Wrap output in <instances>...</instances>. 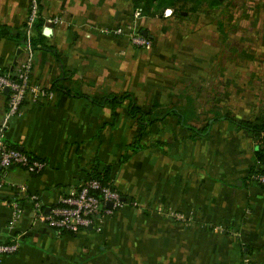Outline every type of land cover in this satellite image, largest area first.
<instances>
[{"label":"crops","instance_id":"0c3cea01","mask_svg":"<svg viewBox=\"0 0 264 264\" xmlns=\"http://www.w3.org/2000/svg\"><path fill=\"white\" fill-rule=\"evenodd\" d=\"M40 1L51 30L46 45L60 62L50 51H30L0 38V71L13 73L17 62L29 59L31 80L43 88L58 81L71 94L97 100L130 93L144 112L179 111L197 130L211 124L200 138L167 116L145 130L142 149L132 153L127 147L139 128L127 116V102L111 111L54 92L47 101L27 99L18 115L7 118V95L0 91L6 143L46 164L39 174L10 167L8 182L25 185L47 212L75 194L97 159L112 165V185L122 203L128 201L109 216H97L92 227L58 235L36 219L24 196L22 216L10 229L9 205L17 196L4 185L0 244L16 240L19 246L0 264H240L244 257L264 264V187L249 179L256 140L232 122H212L220 116L235 122L263 116L264 75L212 76V82L232 84L224 96L217 94L224 98L215 105L219 109L211 110L194 86L205 80L204 49L179 40L180 21L144 16L131 0ZM30 2L0 0V26L20 30ZM135 14L151 40L148 49L103 33L132 23ZM173 212L186 223L174 220Z\"/></svg>","mask_w":264,"mask_h":264},{"label":"built area","instance_id":"2783aa9c","mask_svg":"<svg viewBox=\"0 0 264 264\" xmlns=\"http://www.w3.org/2000/svg\"><path fill=\"white\" fill-rule=\"evenodd\" d=\"M37 14L36 3L31 0L29 13L26 19L31 25ZM138 15H134V21L123 27L112 30H104V34L124 37L135 49L143 50L151 46V40L141 34V28L137 26ZM57 18L52 19L57 24ZM32 64L29 59L16 63L13 75L0 72V91L8 88L6 117H14L20 113L23 103L29 99L34 103L50 100L53 93L31 80ZM46 164L29 154L9 146L5 141V135L0 129V189L7 185L17 196V200L11 202L9 228L12 229L22 216L21 197L28 198L32 203L33 213L38 221L54 230L56 234H77L81 230L92 227L95 218L100 215L109 216L123 206L119 193L110 187L101 186L98 181L84 180L73 196L60 199L58 205L45 212L39 198L36 195H27V188L23 184L8 182L7 171L10 167H18L29 174L41 173ZM264 166L257 165V169ZM250 180L256 184L264 185V172L252 175ZM99 191V196L93 194ZM110 204V207H107ZM171 217L186 223V218L180 213H170ZM19 243L14 240L9 244H0V259L6 255H12L18 250ZM240 264H251L247 257L242 258Z\"/></svg>","mask_w":264,"mask_h":264},{"label":"rangeland","instance_id":"374dc122","mask_svg":"<svg viewBox=\"0 0 264 264\" xmlns=\"http://www.w3.org/2000/svg\"><path fill=\"white\" fill-rule=\"evenodd\" d=\"M168 18L181 22L177 24L180 41L197 43L204 49L205 80L194 86L204 93L206 108L219 109L215 106L217 94L224 96L232 84L212 82V76L264 75V0H220L214 10Z\"/></svg>","mask_w":264,"mask_h":264},{"label":"trees","instance_id":"16d2710c","mask_svg":"<svg viewBox=\"0 0 264 264\" xmlns=\"http://www.w3.org/2000/svg\"><path fill=\"white\" fill-rule=\"evenodd\" d=\"M34 1L36 3L37 14L31 25L28 26L27 23L24 22L20 27V30L16 31L5 26H0V38L8 39L16 43L20 48L27 47L30 51H50L54 54L56 60L60 62V58L57 55L55 49L50 48L46 45V39L51 36V30L46 27L45 20L41 16V1ZM131 4L134 10H140L141 14L144 16L150 18L165 19L169 16L181 15L182 12L186 13L187 16L191 13L195 14L202 12L203 9H208V11L214 10L218 6H220V0H131ZM168 10H170V12H166ZM0 72L4 73L3 71ZM13 73L10 72L9 74L13 75ZM49 90L52 93L61 92L70 97L86 98L94 105H107L109 106L111 111H113L115 107L121 105L123 102H127V116L129 119L133 120L139 128V135L137 140L127 147V149L132 153H136L142 149L139 141L145 130L151 125L161 122L167 116L175 117L182 127L187 128L190 132L194 133V135L200 138L208 134L211 124L207 122V124L202 129L197 130L186 125V116L179 111L170 109L158 116H155L151 111L144 112L136 104L134 97L130 93H125L121 96L110 94L103 96L97 100L95 98L86 97L81 93L71 94L69 91L63 89L62 87H58V81H55L51 85ZM217 118L218 119H212V122H215L217 120H227L234 123L239 129L245 130L253 135L254 139L256 140V147L253 154L254 166L250 171L249 179L252 175L263 173L264 169H257V165L264 166V115L261 116L257 121L245 120L235 122L229 119L227 116H220ZM111 169L112 165L102 166L96 159L94 162V166L87 174L85 180H95L98 181L102 187L108 186L111 189H114L110 177ZM258 185L264 187V185ZM93 194L98 197L99 191H94ZM119 196L120 198H122L120 194ZM123 203H128V201H124Z\"/></svg>","mask_w":264,"mask_h":264},{"label":"water","instance_id":"95a60500","mask_svg":"<svg viewBox=\"0 0 264 264\" xmlns=\"http://www.w3.org/2000/svg\"><path fill=\"white\" fill-rule=\"evenodd\" d=\"M181 15H182V16H185L186 13L182 12ZM141 34H142L144 37H146V32H145V31H141ZM17 54H19V51H17ZM2 93H3L4 95H7V94H8V88H4L3 91H2ZM122 200H123V199L121 198V201H122ZM110 206H111L110 204H107V207H110ZM45 212H46V211H45ZM47 212H48V211H47Z\"/></svg>","mask_w":264,"mask_h":264}]
</instances>
